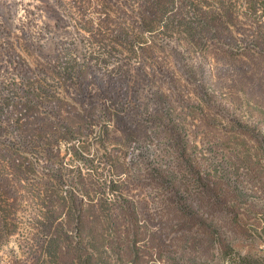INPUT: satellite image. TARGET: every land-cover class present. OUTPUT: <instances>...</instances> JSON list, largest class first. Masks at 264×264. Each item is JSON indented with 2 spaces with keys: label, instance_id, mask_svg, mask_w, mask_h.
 <instances>
[{
  "label": "rangeland",
  "instance_id": "1",
  "mask_svg": "<svg viewBox=\"0 0 264 264\" xmlns=\"http://www.w3.org/2000/svg\"><path fill=\"white\" fill-rule=\"evenodd\" d=\"M0 264H264V0H0Z\"/></svg>",
  "mask_w": 264,
  "mask_h": 264
}]
</instances>
